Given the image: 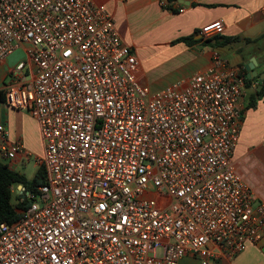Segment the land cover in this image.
Segmentation results:
<instances>
[{
	"label": "built area",
	"instance_id": "obj_1",
	"mask_svg": "<svg viewBox=\"0 0 264 264\" xmlns=\"http://www.w3.org/2000/svg\"><path fill=\"white\" fill-rule=\"evenodd\" d=\"M109 1L0 0V60L25 51L5 101L38 120L47 171L20 218L0 223V264H208L264 250V200L233 158L246 66L216 52L152 90ZM182 1L160 5L182 13ZM224 32L217 19L198 34ZM5 150L31 156L20 141Z\"/></svg>",
	"mask_w": 264,
	"mask_h": 264
},
{
	"label": "crops",
	"instance_id": "obj_2",
	"mask_svg": "<svg viewBox=\"0 0 264 264\" xmlns=\"http://www.w3.org/2000/svg\"><path fill=\"white\" fill-rule=\"evenodd\" d=\"M160 1L108 2L122 38L134 48L141 61V82L155 90L163 89L176 80L188 78L210 66L216 52L234 66H246L249 59L255 58V70L258 75L264 73V49L260 44L264 41V0H184L182 2L187 5V9L182 13L163 8ZM217 19L225 22V32L221 35L239 36L240 40L227 45H214V37L218 35L208 38L213 39L212 42L200 37L197 31ZM191 34L201 40L193 44L175 41ZM148 51L161 58L155 72L145 65L143 54ZM228 53L233 55V61L228 58ZM24 59V49L18 48L12 55L0 60V124H4L9 131L7 138L0 136V160L32 179L42 165L37 159L44 153L39 122L28 111L11 107L5 101V86L17 63ZM165 63L169 65L163 70ZM255 78L251 84L246 83L241 134L233 158L259 201L264 200V95L254 106H250V97L260 87L259 82H262L260 78ZM18 141L30 152V158L18 155L11 159L5 156V149ZM179 264L202 263L197 257L187 255ZM208 264H264V250L249 243L235 257H222Z\"/></svg>",
	"mask_w": 264,
	"mask_h": 264
},
{
	"label": "trees",
	"instance_id": "obj_3",
	"mask_svg": "<svg viewBox=\"0 0 264 264\" xmlns=\"http://www.w3.org/2000/svg\"><path fill=\"white\" fill-rule=\"evenodd\" d=\"M198 33V31H197ZM216 43L214 45H227L240 40L239 36L227 37L218 35L214 37ZM201 38H195L194 34L181 36L175 41L186 42L187 44H193ZM213 39H207L212 42ZM246 72L248 73L247 69ZM255 77L246 78V83L251 84ZM260 87L252 93L250 97V106H254L258 99L264 95V80L259 82ZM47 171L42 164L36 175L29 179L25 174L20 173L8 166V164L0 160V223L1 222H15L21 216V210L26 208L32 203V199L28 197L27 191L33 194L39 193V187L46 182ZM22 185L24 187L23 192L17 190V186Z\"/></svg>",
	"mask_w": 264,
	"mask_h": 264
},
{
	"label": "rangeland",
	"instance_id": "obj_4",
	"mask_svg": "<svg viewBox=\"0 0 264 264\" xmlns=\"http://www.w3.org/2000/svg\"><path fill=\"white\" fill-rule=\"evenodd\" d=\"M260 44H261V46H262V48L264 49V41H261L260 42ZM264 54V53H263ZM227 56H229L228 58H230L232 61H233V55L232 54H229L228 53V55ZM143 59H144V61H145V65L147 66V67H149V69L150 70H152L151 72H155L156 71V65H160V60H161V58H158L157 56H155L154 54H151L149 51L148 52H146L145 54H143ZM168 65H169V63H165V66L163 67V70H166L167 68H168ZM157 66V67H158ZM177 81V80H176ZM175 82V81H174ZM144 83V82H143ZM144 84H146V83H144ZM148 85V84H147ZM150 86V85H149ZM151 87V86H150ZM152 90H155V89H153L152 88ZM156 91V90H155Z\"/></svg>",
	"mask_w": 264,
	"mask_h": 264
},
{
	"label": "water",
	"instance_id": "obj_5",
	"mask_svg": "<svg viewBox=\"0 0 264 264\" xmlns=\"http://www.w3.org/2000/svg\"><path fill=\"white\" fill-rule=\"evenodd\" d=\"M261 14V13H259ZM254 62H256V59L255 58H251L249 59L247 62H246V69L248 71L247 73V77L248 78H252V77H258L261 79V81L264 80V73L263 74H260L258 75V72L255 70V64ZM263 77V78H262Z\"/></svg>",
	"mask_w": 264,
	"mask_h": 264
}]
</instances>
